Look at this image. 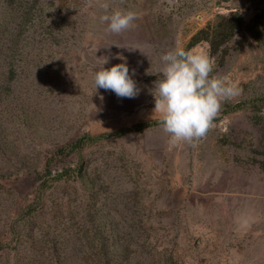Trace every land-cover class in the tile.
Returning a JSON list of instances; mask_svg holds the SVG:
<instances>
[{
    "label": "rangeland",
    "instance_id": "obj_1",
    "mask_svg": "<svg viewBox=\"0 0 264 264\" xmlns=\"http://www.w3.org/2000/svg\"><path fill=\"white\" fill-rule=\"evenodd\" d=\"M34 2L50 15L47 31L45 23L22 31L16 53L9 36L0 40V264L26 253L43 264H264V20L255 17L264 0ZM114 10L136 12V26L108 33L100 17ZM233 11L259 26V39L231 42L222 65L206 41L186 50L199 29ZM175 48L209 56L212 75L239 82L206 138L170 148L159 124L59 153L84 134L160 120L152 90L160 55ZM124 62L135 98L94 87L96 71ZM64 171L93 181L96 196L78 176L40 193ZM14 230L30 234L18 241Z\"/></svg>",
    "mask_w": 264,
    "mask_h": 264
},
{
    "label": "clouds",
    "instance_id": "obj_2",
    "mask_svg": "<svg viewBox=\"0 0 264 264\" xmlns=\"http://www.w3.org/2000/svg\"><path fill=\"white\" fill-rule=\"evenodd\" d=\"M101 6L106 11L109 9L107 2ZM137 19L136 12L121 10L100 17L102 23H107L106 31L114 35L134 28ZM116 58L124 59L119 55ZM159 59L161 67L157 74L160 75L152 90L154 114L160 117L170 148L195 146L216 127L224 102L240 94L239 82L230 74L212 75L214 61L204 54L175 48L161 54ZM107 63L103 59V65ZM94 87L111 90L121 98H135L139 94L126 62L96 71ZM222 130L228 131L227 127Z\"/></svg>",
    "mask_w": 264,
    "mask_h": 264
},
{
    "label": "trees",
    "instance_id": "obj_3",
    "mask_svg": "<svg viewBox=\"0 0 264 264\" xmlns=\"http://www.w3.org/2000/svg\"><path fill=\"white\" fill-rule=\"evenodd\" d=\"M36 7L37 3H35L34 0H0V40L5 39L7 36L10 37L8 41H11L13 46L8 47V49L11 52H17V44L19 41L17 37L20 36L22 31H36L38 29V26L41 27L43 23H45L44 28L47 31L48 26H50V15H48V13H43V8L41 10H38V8ZM257 8L258 12L256 13L255 17L261 24L264 20V5L261 7L258 6ZM27 23H29V25H27ZM261 33L262 31L259 29V26L255 25L252 27L251 24H246L242 15L238 11H233L229 14H219L217 16V19L213 23H208L206 26L199 29L190 38V41L186 46V50L190 49L201 41H206L210 46V55L213 57L216 56L218 61L222 65L225 58L229 55L228 45L231 42L237 43L238 45L236 48H239L246 44V42L248 41V36L259 39ZM48 34L50 36V39L48 40L49 43L56 44L58 41L54 43V39L51 36L53 33ZM159 124H161L160 120H154L139 123L131 128H127L115 133H103L98 135L84 134L77 138L74 142L63 146L59 150V153L62 154L66 151L71 152L82 150L84 148L97 145L101 140L107 138L110 135L121 136L128 132L142 131L146 128ZM75 176L79 177L81 185H87V190L92 196H96L98 185H96L93 181L89 185V183H87L88 181H86V179L81 176V173L79 171H74L71 173H68L67 171L59 172L53 178L44 180L40 185V193L43 194L55 183L69 182ZM90 210L91 215L94 218L93 224L98 226L100 221L98 209L96 208L95 203L91 205ZM35 212L36 209L32 208L29 209L27 213H24L21 216L22 224L26 226V224H28L31 218L35 215ZM97 230L98 229L95 228V232L99 233V231ZM12 234L15 239H17L18 241H22L24 238H26V236L30 234V231L14 230ZM18 251L19 250H17V253ZM21 257H23V259L19 264H43L38 257L31 255V253H26ZM52 264L68 263H66L65 261H55L54 263L52 262Z\"/></svg>",
    "mask_w": 264,
    "mask_h": 264
}]
</instances>
